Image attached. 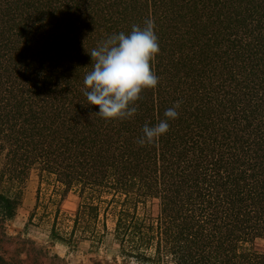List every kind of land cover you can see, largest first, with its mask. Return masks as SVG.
Here are the masks:
<instances>
[{
	"label": "trees",
	"instance_id": "obj_1",
	"mask_svg": "<svg viewBox=\"0 0 264 264\" xmlns=\"http://www.w3.org/2000/svg\"><path fill=\"white\" fill-rule=\"evenodd\" d=\"M148 19L157 85L101 118L88 53ZM0 158L1 222L35 173V207L44 183L77 196L62 244L100 241L110 211L121 264H264V0H0Z\"/></svg>",
	"mask_w": 264,
	"mask_h": 264
},
{
	"label": "rangeland",
	"instance_id": "obj_2",
	"mask_svg": "<svg viewBox=\"0 0 264 264\" xmlns=\"http://www.w3.org/2000/svg\"><path fill=\"white\" fill-rule=\"evenodd\" d=\"M38 186L36 174H30L14 218L0 221V264H121L110 211L105 215L106 231L100 241L62 244L51 232L70 231L77 196L70 192L58 199L52 186L44 183L35 207Z\"/></svg>",
	"mask_w": 264,
	"mask_h": 264
},
{
	"label": "clouds",
	"instance_id": "obj_3",
	"mask_svg": "<svg viewBox=\"0 0 264 264\" xmlns=\"http://www.w3.org/2000/svg\"><path fill=\"white\" fill-rule=\"evenodd\" d=\"M151 19L143 28L132 26L129 33L120 32L100 41L90 53L92 69L84 77V96L87 105L98 106L101 118L125 119L136 112L133 103L142 89L154 88L158 78L150 61L159 51ZM176 102L164 111V119L149 126L145 124L138 143H154L169 127L168 121L177 116Z\"/></svg>",
	"mask_w": 264,
	"mask_h": 264
}]
</instances>
